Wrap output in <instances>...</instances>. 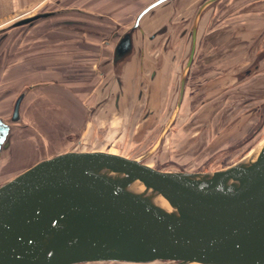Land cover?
Masks as SVG:
<instances>
[{"label": "rangeland", "instance_id": "obj_1", "mask_svg": "<svg viewBox=\"0 0 264 264\" xmlns=\"http://www.w3.org/2000/svg\"><path fill=\"white\" fill-rule=\"evenodd\" d=\"M152 1L154 0H62L60 4L59 0H49L35 14L61 10H68L67 13L41 20L26 37H22L23 29H14L4 34L8 38L0 42V53L5 55L2 67L0 66V92L9 89L23 90L28 88V84L35 85L38 81H44L42 76L45 75L37 72L39 67L36 71L28 70L29 63L36 66L48 63L51 69L46 76L50 74L53 78L59 77L54 72L56 68L61 64H68L70 70H66V73L74 76L75 71L70 64L81 53L89 54L90 60L94 59L102 64L99 73L105 76H99V81L93 82L95 87L90 95L80 92H87L84 88L79 89L77 96L74 95L76 100L81 99L82 106L83 100L85 101L84 109L70 112V115L69 109L60 108L49 119L52 130L59 131L65 126L62 123L69 114L78 126L83 125L80 134L65 139L66 136L58 132L40 134L39 129H36L39 131L36 133L35 130L25 131L22 126L14 125L15 136L12 138L11 150L0 160V185L43 158L76 150L119 153L128 158L143 159L163 171L212 172L238 163L264 140V31L259 33L246 25L255 23V19L256 23L261 22L264 11L252 15V7H247L251 4L249 0H220L202 13L201 21H197L196 25L199 27L197 48L200 50L195 67L187 72L190 77L188 86L191 90H200L193 92L188 89L184 101H181L174 113L172 112L178 100L177 82L182 75V66L188 62L190 47L188 34L182 37L178 31L190 29L202 0L174 2L176 9L170 14L174 23L165 21L163 24L174 26L176 31L170 32L163 39L158 38L153 42L146 40L151 51L145 54V77H149L152 70L160 68L159 79L163 81L161 86L156 84V88L153 87V95L148 98L145 95L144 100H138L135 95L130 94L117 110L111 109L112 106L108 107L112 102L102 104V84L114 75L111 68L105 67L106 57L111 56L112 47L102 49V37H94L92 34H98V31L102 34L106 30L120 31L122 34L132 26L142 8ZM107 3L109 4L106 5ZM76 8L94 17H79L74 11ZM167 11L168 9L165 13ZM76 18L91 24L92 27L84 28L91 33L81 34L72 27H62L64 19ZM149 22L148 18L142 21L144 29L151 31L147 32L148 35L156 30V26ZM214 34L221 37H215ZM166 38H170L168 43L164 42ZM140 42V38H137V47H142ZM80 44L83 45V50H80ZM92 47L99 48L100 53L95 54L97 51ZM162 47L168 53L159 55ZM258 52L260 56L257 55ZM176 54L177 61L173 58ZM129 62L132 65V68L128 67L131 68V75H136V71L137 74L139 71V75L135 77L137 81L133 82V86L127 83L126 87L130 86L136 91L141 84L138 81L144 79L140 75L141 56L136 53ZM80 66L86 65L82 63ZM92 73L85 71L84 79L94 77L93 74L97 75L98 72L94 70ZM67 85L71 87L72 84ZM17 93L18 91H13L12 95L4 97L1 109L12 106ZM96 95L100 96V101ZM55 98L57 101L58 98ZM29 102L30 100L24 104L22 111L25 114V124L31 118V115L28 116ZM98 102L101 104L97 107V112L84 119L88 108ZM0 116L9 118V114L5 112H0Z\"/></svg>", "mask_w": 264, "mask_h": 264}, {"label": "water", "instance_id": "obj_2", "mask_svg": "<svg viewBox=\"0 0 264 264\" xmlns=\"http://www.w3.org/2000/svg\"><path fill=\"white\" fill-rule=\"evenodd\" d=\"M176 1L154 0L117 35L116 67H128L144 17L154 21V11ZM218 1L208 0L199 13ZM67 11L15 21L0 30V42L11 30L27 36L41 20ZM53 84L30 89L59 87ZM24 96L11 117L0 118V160L11 150L13 126L29 129ZM253 150L204 173L163 171L103 150L43 158L0 185V264H264V140Z\"/></svg>", "mask_w": 264, "mask_h": 264}, {"label": "flooded vegetation", "instance_id": "obj_3", "mask_svg": "<svg viewBox=\"0 0 264 264\" xmlns=\"http://www.w3.org/2000/svg\"><path fill=\"white\" fill-rule=\"evenodd\" d=\"M203 2L201 3V7L205 5V3L208 2V0H202ZM153 2V1H152ZM149 5L151 4L148 3ZM211 5V4H210ZM209 5V6H210ZM148 6V5H147ZM147 6L143 7L142 10H144ZM209 6H205L203 10H201V13L200 12V8L197 10V12L195 13L196 15L194 16L193 18V23H192V26H190V29L189 30H182V31H178L180 33V36L184 37L186 36V34H188V41H190V47H189V51H188V62L186 65L182 66L184 67L183 70H182V75L180 76L179 80L177 82L178 84V100H177V103H176V107L174 109V111L172 113L175 112V110L180 107V104H181V101H184V98H185V94H186V91L188 89L191 90V88L188 86V79H190V77L187 75V72L192 70L195 66V63H196V57L198 56V52L200 50V48L198 49L197 48V39H198V28L196 27V25H198V23H196V20H197V13L200 14V17L198 19V21H201V18L203 16L202 13H204V11L206 10L207 7ZM171 8V9H170ZM168 9V11L165 13L164 10ZM176 8L171 5V6H167L166 8L164 6H162L158 12L157 11H154L153 13V19H155L154 21L149 19L151 24H153L155 27V31H153L152 33H150L148 35L147 32H151L150 30L147 31L145 30L142 22L140 23V28H138V32L136 33V36L134 38V42L133 43V52L131 55H129L130 57L128 59H133L134 58V55H139L141 56V67L140 69H142V72H141V76H144L143 80L141 81H138L139 83L141 82L140 85V88L138 90L135 91V89H132V88H129L130 86L126 87V84H130L131 86H133V82H136L137 79L135 78L137 75H139V71H138V74H137V71L135 72L136 75H131V71L130 69L132 68V65L130 62H128L126 64V66L130 67V69H128V67H124V66H121L120 64L116 67V64L114 62V55H115V48H116V42L118 41L117 39V35H120L121 32L120 31H114V30H111L109 32V30H106V32L104 33H99L98 31V34H92V36L94 37H98V38H101L103 39L104 41V45L102 46V49H106V48H111V56L110 57H106L107 59V62L105 63V67L107 68H111L113 71H114V75H113V78L110 79L108 78V80L106 82H103V89L101 90L102 91V96L104 97V99L102 98V104L106 103L107 102H112V105H109L108 107L112 108L111 109H120L121 107V103L123 102L124 99L128 98V96H130V94L132 95H135L134 97H136L138 100H144L145 99V95L146 97L148 98V96H151L153 95L152 93L155 91L153 89L156 88V84H159L160 86L163 84V81L162 79L160 80L159 77H160V68L159 69H156V70H152L149 74V77H145L146 76V73L145 72V62H146V55L148 52H150L151 48L149 46H147V42L146 40H148L149 42H153V41H156L158 38L160 39H163V37H166L169 35L170 32L172 31H176L175 28H173L174 26L171 27V25L169 26V24L165 23L163 24L165 21L167 22H171V23H174V18H171L172 14L171 12L174 11ZM77 10H81V9H77ZM142 10L140 12H142ZM82 11V10H81ZM140 12L138 13V15L140 14ZM161 12V13H160ZM157 13V14H156ZM76 14L80 17H92L93 16H88V15H84V14H81L80 12H76ZM64 16V15H63ZM100 16V15H98ZM137 16V15H136ZM149 16L146 15L144 18H148ZM259 19L261 17H258ZM113 19V18H112ZM135 20H136V17H135ZM51 21V20H50ZM143 21V20H142ZM255 23H250V24H246L248 25L247 28H251V29H255V30H258L259 33H262L264 31V18L260 19L261 22H258L256 23V19L254 20ZM63 24H62V27H66V26H69V27H72L74 30H76L75 32L77 33H91V32H87L85 31V27L88 28V27H92L91 24H88V22L84 21L83 19H79V18H76V19H64L63 21ZM66 22V23H65ZM67 22H70V24H68ZM149 22V23H150ZM176 22V21H175ZM135 23V21H134ZM134 23L132 24V26L134 25ZM146 23V22H145ZM159 25V26H158ZM131 26V27H132ZM130 27V28H131ZM195 27H196V31H195ZM33 28H35L33 26ZM82 28V29H81ZM45 31V30H44ZM177 32V33H178ZM123 33H125L123 31ZM79 36V35H78ZM23 37V36H22ZM26 37V36H24ZM50 37V36H49ZM179 37V36H178ZM6 38H8V36H5L3 37V40H5ZM137 38H140V43H142V47H137ZM171 38V37H170ZM170 38H166V40H164V42L168 43L170 40ZM24 39V38H23ZM117 39V40H116ZM2 40V41H3ZM116 40V41H115ZM19 43V42H18ZM20 44V43H19ZM79 45V44H78ZM81 45V44H80ZM83 45H81L82 47ZM144 46V47H143ZM66 47V46H64ZM80 48V50H83V47L82 49ZM66 49V48H64ZM93 50L97 51V53L95 54H99L100 53V49H96L95 47H92ZM91 49V50H92ZM264 51V50H263ZM262 51V52H263ZM168 53V51L165 49V48H161V54L159 55H162V54H166ZM260 52H258L257 55L260 56L259 54ZM67 53H65L66 55ZM80 55L79 57L75 58V60H72V64H70L74 69L73 71H75V77L71 74H67L66 73V70H68L70 66H68V64H66V66H64V64H61L62 66H59L58 68H56L57 70L54 71L55 73H58L59 74V77H56V78H53L54 76H51L50 74L48 76H46L47 72L51 69L49 68V64L48 63H45L43 65H40V66H36V64H27L29 66L28 70H32V71H36L37 67H39V69L37 70L38 74H43L45 76H42L43 79H45L44 81H38V83H43L44 84H50L51 82H53L54 84L53 85H58L61 87V98H62V102H57L58 104L60 103L62 105V108H65V109H69L68 113L70 114V112H73V111H76L78 112L80 109H84L83 107L85 106V101L83 100V106L82 104L80 103L81 102V99H78V100H75L76 97H74V95H78L79 93V89L82 90L83 88L87 91V92H83V91H80L84 94L87 95H90L91 94V91H93L92 88H94V84L93 82H97L99 81L98 77L99 76H102L104 77L105 75L103 73H99V68H101L102 64L98 63V62H95V60H90L91 56H89V54H78ZM91 55H93V52H91ZM174 59H178V55L176 54V56L173 57ZM163 60V59H162ZM84 63L86 66L83 67V66H80V64ZM96 63V64H95ZM47 65V66H46ZM101 66V67H100ZM140 66V65H139ZM148 67V66H147ZM160 67V66H159ZM180 67V66H179ZM205 69V68H204ZM70 70V69H69ZM89 71V72H93L94 73V70H96L98 73L97 75H94L93 73V76L94 77H87L84 79V74L85 71ZM201 70V69H200ZM119 73H117V72ZM61 72V74H60ZM30 73V72H29ZM172 73V72H171ZM175 75V74H174ZM89 76V75H87ZM218 77H221V76H218ZM216 77V78H218ZM53 78V79H51ZM127 80V81H126ZM160 80V81H159ZM70 83L72 84L71 87H69L67 84ZM132 83V84H131ZM37 84V83H35ZM30 85L32 84H28L27 87L28 88H25L23 90H20V89H9V90H2L0 92V104L3 103V99L4 97H7V96H10L13 94V91H18V93L15 95V98L13 99L14 102L12 104V106H9V108L7 107L6 109H1L0 107V112L1 113H7L9 114V117L12 116V112L14 111V107H15V103L17 102V99L20 98V96L22 94H24L25 96L23 97V99L29 101L30 102L28 103V107H29V112L28 113V116L31 115L32 117V114H33V109L34 107H36L35 105H39L40 103H48L49 104V101H51V98H49V94L47 95L46 91L48 89V91L50 90L49 87L46 88V86H43L41 88H38L36 90H31L30 89ZM34 85V84H33ZM149 87L148 89H145V87ZM199 86V85H198ZM77 89V90H76ZM20 90V91H19ZM147 90V91H145ZM200 88L198 89H194V90H191V91H199ZM202 90V89H201ZM28 92V93H27ZM147 92V94H146ZM27 93V94H25ZM36 93H39V95H36ZM191 93V92H190ZM149 94V95H148ZM100 95V94H99ZM99 95H96L97 96V100L100 101V96ZM14 96V95H13ZM54 100V99H52ZM100 102L96 103V105L94 106H90L88 108V110L86 111V115L84 113V119L88 118L89 115H92L93 113L97 112L99 106H100ZM24 105V104H23ZM43 105V104H42ZM98 107V108H97ZM108 107H106L108 109ZM74 108L72 111L70 109ZM77 109V110H75ZM79 109V110H78ZM57 112V111H56ZM56 112H48L49 115H52V116H55ZM109 112V111H107ZM67 113V112H66ZM69 114H68V117H67V122L64 121L62 124H64L65 126L58 130L54 129L55 131H53L54 133L58 132V133H61L62 136H66L65 139L67 138H70L71 135H75L76 134H80V132L82 131L83 129V125L81 126H78L77 123L74 121L73 122V116L69 117ZM24 113H23V120L25 121L24 119ZM71 115V114H70ZM263 115H264V110H263ZM1 119H4L2 116H0ZM32 120L31 118H28V125L29 126V129L26 128V126H22L23 130L25 131H28V130H35L36 133L39 131L36 130L37 128H35L32 124V122L30 121ZM73 122V123H72ZM26 123V121H25ZM14 128V126H13ZM165 129H163V131H165ZM163 131H160V132H163ZM52 132V133H53ZM42 134V133H40ZM49 134V133H48ZM70 134V135H69ZM69 135V137H68ZM25 142V140H24ZM24 144V143H23ZM26 145V144H24ZM28 146V144H27ZM31 146V145H30ZM17 154H20L19 152Z\"/></svg>", "mask_w": 264, "mask_h": 264}, {"label": "crops", "instance_id": "obj_4", "mask_svg": "<svg viewBox=\"0 0 264 264\" xmlns=\"http://www.w3.org/2000/svg\"><path fill=\"white\" fill-rule=\"evenodd\" d=\"M49 0H0V30L3 28H7L10 24L14 23L15 21H18L22 18L31 16L35 14L36 10L41 7L44 3H46ZM251 4H249L247 7H252L251 14H260L262 11H264V1L258 2L255 0H249ZM107 3L106 5H108ZM259 6V7H258ZM257 12V13H255ZM264 13V12H263ZM215 37H221L218 34H214ZM211 38V37H210ZM212 47V46H211ZM2 59V57H1ZM1 61V60H0ZM49 98H51V101L48 103H40L39 105H35L33 109V114L30 120L32 122L31 125H33L35 128L39 129L41 133H52V124H50L51 119L53 116L47 114L48 112H56L62 108V105L57 102H62L61 94V87H54L50 88ZM55 97L58 98L56 101ZM55 98V99H54ZM54 99V100H52ZM76 100V99H75ZM43 104V105H42ZM39 106V107H38ZM38 111V113L36 112ZM48 123V124H47Z\"/></svg>", "mask_w": 264, "mask_h": 264}, {"label": "bare ground", "instance_id": "obj_5", "mask_svg": "<svg viewBox=\"0 0 264 264\" xmlns=\"http://www.w3.org/2000/svg\"><path fill=\"white\" fill-rule=\"evenodd\" d=\"M253 152H254V151H253ZM253 152H252V153H253ZM252 153H251V154H252Z\"/></svg>", "mask_w": 264, "mask_h": 264}]
</instances>
